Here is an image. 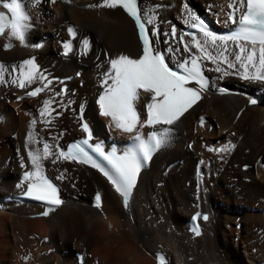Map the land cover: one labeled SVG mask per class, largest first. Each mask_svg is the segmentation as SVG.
Here are the masks:
<instances>
[{
  "label": "bare ground",
  "instance_id": "obj_1",
  "mask_svg": "<svg viewBox=\"0 0 264 264\" xmlns=\"http://www.w3.org/2000/svg\"><path fill=\"white\" fill-rule=\"evenodd\" d=\"M232 1L140 0L146 12L155 14L161 32L156 46L162 51L180 49L166 54L171 63L188 56L179 39L185 20L205 16L223 24ZM100 2L48 0L31 9L33 28L26 45L14 41L12 49L2 50L7 30L0 37V62L11 66L33 59L38 75L52 81L39 96L18 102L15 96L27 89L0 84V198L18 193L29 182L19 178L22 171L35 170L29 152L42 154L45 143L61 151L67 141L87 135L84 123L95 139L130 137L109 126L110 118L98 115L96 101L104 89L99 81L109 69V59L120 54L135 58L140 44L133 22L120 8L89 7ZM69 25L77 30L75 39L67 31ZM173 26L176 37L164 42L163 33ZM68 37L73 52L64 55L62 41ZM183 37L191 46L193 37ZM84 38L90 42L86 55ZM195 38L205 40L204 34ZM228 47L238 51L231 41ZM204 62L215 82H225L241 94H207L172 126H161L171 127L167 143L140 174L125 208L93 168L72 160H43L42 173L60 183L64 202L46 218H33L39 211L31 205L3 204L0 264H155L158 250L168 253L167 264H258L264 256V90L257 106H247L245 95L254 96L255 86L264 89V81H241L238 62L233 69L220 65L230 73L227 76L215 71L212 62ZM254 72L250 67L249 73ZM49 98H54L52 114L42 118L39 110ZM141 102L137 112L143 122L150 102L147 94ZM201 115L206 116L203 123L198 122ZM138 128L146 132L150 126ZM225 147L229 150L217 151ZM61 174L65 178L58 179ZM96 192H101L103 211L90 201ZM195 210L210 215L200 235L188 231V218Z\"/></svg>",
  "mask_w": 264,
  "mask_h": 264
},
{
  "label": "snow or ice",
  "instance_id": "obj_2",
  "mask_svg": "<svg viewBox=\"0 0 264 264\" xmlns=\"http://www.w3.org/2000/svg\"><path fill=\"white\" fill-rule=\"evenodd\" d=\"M44 2H48V0H0V8L7 10L6 12L0 11V37H3L7 30V39L3 45L5 49L11 48L14 41L26 45V38L33 28L31 9ZM51 3H56V0H51ZM89 7L122 8L135 21L139 30L143 46L142 55L132 58L129 55L120 54L110 58L109 69L104 74L102 81L104 90L97 100L99 114L110 118L109 126L114 125L116 130L130 134L131 144L119 155L115 150L108 154L99 143L95 144L94 152L103 157L111 166L110 170H106L81 146L89 145V141L92 139L89 125L84 123L82 129L87 133V139H83L74 146H69L67 151L57 152L54 150V146L45 143L42 154L29 152L35 170L25 173L24 179L31 181L27 185L25 194L37 201L54 206L44 211L43 216H48L50 211L55 210V206H60L63 203L57 186L42 173L41 162L49 158H52V163L60 159L78 160L80 163H90L93 168H98L113 185L115 191L121 195L124 206L127 207L141 169L167 143L171 127L157 126H172L201 99L202 91L209 87V80L204 76V71L207 69L202 67L203 61L215 64L214 70L223 72L225 76L230 73L220 65L227 64L228 69H233L237 67L238 62L239 68L243 70L239 72L242 79L264 81V0H239L238 4L233 0L229 4L231 11L228 14V19L229 22L236 25L230 35L217 36L211 31H206L202 24L194 23L192 27L199 28V31L203 32L205 40L201 43L192 33L190 35L193 39L190 46L189 43L184 42V37L181 35L179 39L183 43V52L188 53V56L182 57L174 66H170L169 61L166 60V54L180 52V49L169 47L162 51L156 46L160 43L161 32L156 26L155 14L146 12L139 4V0H101L100 3L89 5ZM148 26H153L151 32ZM67 31L72 39L76 38V29L69 26ZM163 35L166 38L165 42L168 39H174L176 28L173 26L170 33L165 32ZM230 41L238 51L229 50ZM81 44L83 54L86 55L90 42L84 38ZM39 46L36 45V47ZM193 48L196 50L195 52ZM63 49L64 55L73 52L72 40L64 41ZM257 50L259 52L258 64L255 63ZM229 57L233 59H229ZM250 67L255 69L253 74L249 73ZM38 71L33 59H27L22 64L11 66L0 62V84H12L20 89H28L37 80L46 81L42 86L26 91L27 96L37 97L52 83L42 74L38 75ZM6 74L15 75L11 80H8L5 78ZM193 83L198 87L189 86ZM220 92H225V89H220ZM145 94L150 102L146 105L147 119L141 122L137 112V102ZM56 95L60 94L56 93ZM18 99L20 98L18 97ZM53 103L54 98L44 100L43 106L39 110V116L42 118L50 116L52 114L50 107ZM250 103L255 104L256 101L253 99L250 100ZM201 122L203 123V118H201ZM36 123V119L31 121L32 126H35ZM138 125L140 128L157 127V130L148 133L145 137L139 131ZM228 150V147L217 149L220 152ZM63 178H65L63 174L58 177V179ZM95 207L103 211V201L99 192L95 196ZM199 215L197 213V216ZM202 218L208 219L206 215ZM199 234L197 227L196 235ZM158 264H165V259L158 257Z\"/></svg>",
  "mask_w": 264,
  "mask_h": 264
},
{
  "label": "rangeland",
  "instance_id": "obj_3",
  "mask_svg": "<svg viewBox=\"0 0 264 264\" xmlns=\"http://www.w3.org/2000/svg\"><path fill=\"white\" fill-rule=\"evenodd\" d=\"M241 81H244V80H241ZM245 81H246V80H245ZM222 82H224V81H222ZM224 83H225V82H224ZM91 199H92V198H90V201H91ZM239 229H240V228H239ZM77 260H78V258H77ZM78 261H79V260H78Z\"/></svg>",
  "mask_w": 264,
  "mask_h": 264
},
{
  "label": "trees",
  "instance_id": "obj_4",
  "mask_svg": "<svg viewBox=\"0 0 264 264\" xmlns=\"http://www.w3.org/2000/svg\"><path fill=\"white\" fill-rule=\"evenodd\" d=\"M225 86V85H224Z\"/></svg>",
  "mask_w": 264,
  "mask_h": 264
}]
</instances>
